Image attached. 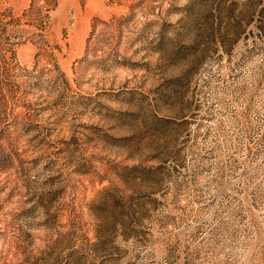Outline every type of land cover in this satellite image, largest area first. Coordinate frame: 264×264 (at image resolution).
<instances>
[{
  "label": "rangeland",
  "instance_id": "obj_1",
  "mask_svg": "<svg viewBox=\"0 0 264 264\" xmlns=\"http://www.w3.org/2000/svg\"><path fill=\"white\" fill-rule=\"evenodd\" d=\"M0 264H264V0H0Z\"/></svg>",
  "mask_w": 264,
  "mask_h": 264
}]
</instances>
